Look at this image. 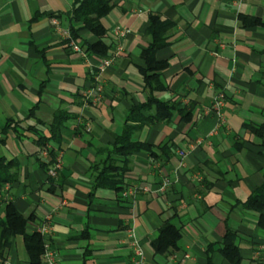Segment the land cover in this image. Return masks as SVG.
I'll return each instance as SVG.
<instances>
[{
    "label": "crops",
    "instance_id": "obj_1",
    "mask_svg": "<svg viewBox=\"0 0 264 264\" xmlns=\"http://www.w3.org/2000/svg\"><path fill=\"white\" fill-rule=\"evenodd\" d=\"M73 3L0 0V163H10L18 175L0 197V221L8 202L25 216L36 214L31 230L52 215L49 242L60 264H137L132 234L147 264H206L208 256L213 264H230L219 252L227 228L238 234L241 264H263L260 214L244 205L264 185V136L250 131L264 126V27L243 28L238 15L264 21V0H115L102 23L113 51L121 45L122 53L103 75L101 104L89 108L82 97L94 85L93 65L104 59L75 53L52 25L51 15L70 11ZM150 14L177 23L172 45L157 55L169 68L160 77L166 90L156 96L180 103L191 117L186 123L177 112L171 122L147 124L136 136L152 145L172 141L177 149L170 160L147 152L130 159L126 190L151 191L132 201L95 190L92 167L100 160L97 151L123 132L130 108L147 102L137 67L149 45ZM60 21L68 29V21ZM118 26L130 30L120 42L113 34ZM220 94L223 124L213 111ZM59 111L70 119L53 140ZM10 120L20 124L19 133L4 132ZM45 138L49 152L64 162L54 186L51 164L43 167L51 161L41 154ZM179 151L187 153L182 167ZM165 180L166 191L155 193ZM166 222L181 229L182 239L178 250L160 256L152 242ZM86 231L89 238L82 239ZM1 263L29 264L22 236Z\"/></svg>",
    "mask_w": 264,
    "mask_h": 264
},
{
    "label": "trees",
    "instance_id": "obj_2",
    "mask_svg": "<svg viewBox=\"0 0 264 264\" xmlns=\"http://www.w3.org/2000/svg\"><path fill=\"white\" fill-rule=\"evenodd\" d=\"M114 8L115 0H74L70 11L53 14L51 17L59 20L65 18L68 21V29L70 30L72 40L90 57L95 56L107 59L112 56L115 50L113 51L114 46L112 43L108 42V30L102 21L111 14ZM238 19L242 23L243 28L264 27V21L258 17L239 14ZM176 28L177 23L174 21L163 20L156 14L149 15V26L145 32L147 37H149V45L141 54V60L144 65L137 67L144 82V92L147 94V102L145 104L133 105L126 114L123 132L120 135H113L114 142L97 151L100 160L92 167L95 190L110 189L123 194L127 189L124 177L130 171V159L137 153L147 152L151 158L156 160L162 157L170 160L175 155L177 148L172 141L152 145L139 142L136 136L141 133L147 124L171 122L174 114L177 112L182 116L183 121L186 123L190 121L191 113L187 111L186 107L181 108L180 103L176 101H162L156 96L157 93L166 90L160 81V77L169 68V61L158 60L157 55L172 45L171 39ZM83 32L93 35L96 41L91 43L82 35ZM65 43L68 44V41L65 40ZM146 113L149 114L146 115ZM55 115V122L51 128L53 140L59 137L58 131H60L61 126L70 119L66 111H59ZM19 126V123L10 120L4 132L7 133L12 130L15 133H19ZM250 131L257 137L264 136V126L258 128L250 127ZM48 141L49 139L46 138L41 139L40 146L42 149L47 147L46 143ZM56 156L55 151L49 152L51 161L43 164L45 170H47L49 164H53ZM17 180L18 175L11 172L10 163L5 164L4 161H1L0 197L4 195L6 186ZM56 182L57 179L49 178L51 186H54ZM50 190L52 191V188ZM244 207L247 210L260 214L259 226L264 228V185L256 194L251 196ZM36 222L37 217L35 213L25 216L19 212L14 202L6 204L4 220L0 221L1 262L5 260V252L11 249L14 239L17 236H22L29 255V264H42L46 239L38 232V229L31 230L30 225ZM43 224L44 221L41 222L39 227ZM237 236L236 231L227 228L226 234L221 241L219 252L230 264H241L243 261L240 248L236 242ZM81 238H89L88 231L81 235ZM181 239V229L171 222H166L159 230L157 239L152 242V247L156 255H169L179 249ZM214 246H209L208 255L214 250ZM1 262L0 264H2ZM206 264H213L210 256L207 257Z\"/></svg>",
    "mask_w": 264,
    "mask_h": 264
},
{
    "label": "built area",
    "instance_id": "obj_3",
    "mask_svg": "<svg viewBox=\"0 0 264 264\" xmlns=\"http://www.w3.org/2000/svg\"><path fill=\"white\" fill-rule=\"evenodd\" d=\"M239 1L240 0H236L237 3ZM52 25L55 27L57 34L64 40L68 41V47H70L75 53L81 55L83 58L89 60L90 56L86 54L84 50L75 41L72 40L70 30L67 28H63L61 21L59 19L53 18ZM113 34L118 40V42H120L130 34V30L122 26H118L113 30ZM121 53H122V47L121 45H119L110 58L98 61V63L93 65V68L95 70L94 85L83 94L84 108L98 107L101 104L104 97V89H105L103 75L108 69L112 67L115 58L118 57ZM224 107H225V96L224 94H220L215 99L213 105V111L217 116V118L221 121V124H223L222 122L224 121V117H223ZM87 130L89 131V129ZM41 154L43 158L48 159L49 157L48 147L44 148ZM178 154L181 159L180 167H182L184 164V160L187 157V153L185 151H179ZM63 166H64V162L62 156L56 157L53 164H51L50 166L48 172L49 176L51 178L56 179L59 173L63 170ZM169 185H170V181L165 180L162 186L157 191H155V193L157 194L164 193ZM140 192L149 193L151 191L149 190L148 187H142V188L131 187L123 193V197L135 201V199L137 198ZM52 220H53L52 215H48L44 221V224L38 228V232L46 239L45 252L42 256V264H60L57 254L52 250L49 242V238L52 236V232H53ZM131 237L133 239L132 248L134 251L136 263L147 264L143 248L135 239L133 234L131 235Z\"/></svg>",
    "mask_w": 264,
    "mask_h": 264
}]
</instances>
